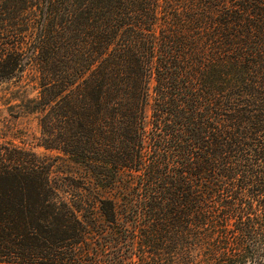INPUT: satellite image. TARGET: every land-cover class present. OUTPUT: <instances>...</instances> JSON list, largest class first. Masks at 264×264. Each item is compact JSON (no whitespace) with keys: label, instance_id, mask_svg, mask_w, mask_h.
<instances>
[{"label":"trees","instance_id":"obj_1","mask_svg":"<svg viewBox=\"0 0 264 264\" xmlns=\"http://www.w3.org/2000/svg\"><path fill=\"white\" fill-rule=\"evenodd\" d=\"M26 54L71 193L0 143V264H264V0H0Z\"/></svg>","mask_w":264,"mask_h":264},{"label":"rangeland","instance_id":"obj_2","mask_svg":"<svg viewBox=\"0 0 264 264\" xmlns=\"http://www.w3.org/2000/svg\"><path fill=\"white\" fill-rule=\"evenodd\" d=\"M21 63L22 73L0 81V143L15 145L40 158L50 159L54 187L61 199H67L71 193L66 181L70 165L53 161L60 155L42 146L39 126L42 114L36 107L42 89L39 74L27 54Z\"/></svg>","mask_w":264,"mask_h":264}]
</instances>
